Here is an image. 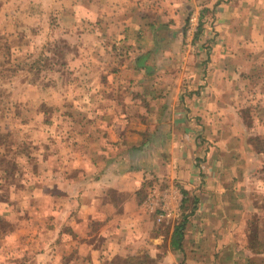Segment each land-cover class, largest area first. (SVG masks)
I'll return each instance as SVG.
<instances>
[{"label":"crops","instance_id":"obj_1","mask_svg":"<svg viewBox=\"0 0 264 264\" xmlns=\"http://www.w3.org/2000/svg\"><path fill=\"white\" fill-rule=\"evenodd\" d=\"M41 1V16L56 23L55 32L63 27L71 37L91 39V111L85 113L91 126L77 129L71 116L61 113L59 120L48 121L51 140L39 146L37 161L40 187L28 184L17 193L29 198L36 189L39 212L38 199L34 208L29 199L21 210L24 217L35 211L29 218L34 223H28L29 215L24 219L26 237H19L11 222L12 255L24 256L23 264H113L147 248L158 251L163 240L153 229L163 219L149 205L150 188L158 186L147 183L155 175L161 182L164 169L177 165L175 172L167 168V180L187 185L180 197L182 202L190 197L194 216L189 212L198 219L192 223L200 228L192 234L216 238L217 253L223 255V247L243 246L239 222L247 224L252 215L258 221L250 226L256 231L251 246L257 248L242 251L253 264H264V174L257 171L264 167L259 146L264 142V0ZM195 3L204 9L200 44L197 55L182 56L181 73L185 10ZM145 100L153 104L150 112ZM149 113L157 119L170 116L171 126L151 127L144 142L129 125ZM68 120L74 130L66 134L61 126ZM194 133L211 144L208 153ZM169 134L178 142L173 144ZM144 148L154 151L155 169L144 164ZM159 156H168L167 161ZM241 166L254 172L236 173ZM241 181L246 190H240ZM163 196L172 211L179 196ZM172 232L164 253L171 259L191 255L185 249L189 235L180 251L170 249Z\"/></svg>","mask_w":264,"mask_h":264},{"label":"rangeland","instance_id":"obj_2","mask_svg":"<svg viewBox=\"0 0 264 264\" xmlns=\"http://www.w3.org/2000/svg\"><path fill=\"white\" fill-rule=\"evenodd\" d=\"M44 4L41 0H0V223L3 221L16 223V227H18L17 233H19V237L21 238L26 237V233H28V230L23 227L27 223V221L24 222V219L29 215L27 218L28 223H34L29 218L34 215L35 211L39 212L40 202L38 201L40 198L37 197L39 195L36 191L38 186L35 183L36 189L32 190V197L29 198L21 194L12 196L13 192H10V189L18 185L16 179H20V177L17 176V173L22 176V173H28L35 167L37 173L38 168L40 169L39 162H37L41 156V147L39 146L42 145V142H50L49 140H51L49 132L46 130L47 127H50V124L43 123L44 120H51L54 123L55 120H59L58 115L61 113V115H70V120L74 122L77 129L81 127L87 130L91 126L88 118L85 116L87 111H91V39L71 37L67 35L69 33L65 32L66 30L63 27H61V30L55 32L56 23L50 19L46 21V18L41 16L44 15ZM197 10L202 15L204 9L198 3L192 4L188 12L187 9L185 10L187 16H184L185 28L181 43L182 54L178 64V70L181 73L183 72L182 66L184 65L182 56L197 55L198 44H200L198 31L200 32L201 22L199 21V26L193 39V49H189L186 46L188 18L191 13ZM30 16H36L38 21L29 22ZM130 72H125L127 77ZM108 76L112 77L113 75ZM178 104L181 106L180 102ZM143 105L149 112L153 107L151 101L147 102V100L143 102ZM245 117L244 119L248 121V118ZM137 118L129 126L133 130L136 127L137 131L141 132L144 142L148 141V133L151 127L158 125L167 126V123L171 126V117L167 115L165 118L157 119L152 116V113H149L148 117L144 116L142 119L139 116ZM70 120H68L69 124L66 123V125L61 126L64 129L62 131L66 134L74 130L73 128H68L73 127L70 124ZM186 124L188 123L186 122ZM79 134L84 135L80 132ZM169 135L173 144L178 142V140L172 138L171 134ZM84 136L86 137L87 135ZM194 137L199 139V144H205L202 145V150H207L208 153L210 151L208 150V146H211V144L207 146L206 143H203L205 140L201 141V136L197 135V133H194ZM250 139L252 140L253 138ZM261 140L264 141V139ZM166 142L168 143L169 141L166 140ZM263 143L259 145L260 148L264 147ZM137 144H140V142H137ZM143 151L146 153L144 164L147 165L148 170H152L154 167L151 164V159L155 156V153L146 148ZM261 152L264 154V148ZM43 153L45 156L46 152L44 151ZM48 153L51 154V152ZM167 154H169L170 158L171 153L167 152ZM168 156H165L163 159L159 156V158L162 162H166ZM205 157L206 155L203 156V159ZM28 159L29 162L26 165L25 162ZM15 160L19 162L21 168L17 166L13 170ZM161 165L160 163L159 168ZM176 167L177 165L173 167L167 166L164 169L165 176H163V179L165 181L162 180L157 183L159 179L155 175V179L150 178L147 183L148 187L158 186V190L150 188L149 196V205L153 202L150 206L154 207L155 210L157 209L158 214L161 213L164 205L169 206L165 201L167 198H164L163 194L166 196L178 195L179 201L175 203L176 207L171 212L172 216L170 218H163L158 223L160 224L159 227L156 226L153 229V232H157L159 238L163 240L160 244V249L153 251L147 248L143 251L141 250L136 255L139 256L138 258L141 259L142 264H253L247 258L245 259L246 253L242 251V248L244 250H248L249 247L253 249L257 248L251 246L253 241L251 237L253 234L256 235V231L250 228L256 219L248 214L246 218L247 224L243 223L245 220L239 222L240 230H238V236L240 241L243 242V246L240 249L238 246L223 247V249L225 248V253H228L227 257H223L225 253L223 255L217 253L216 238L210 235V239H207L205 235L204 238H201V235L192 234L199 233L200 228L198 223H192L195 217H193L194 214L190 210L193 207L190 197L183 202L180 197L183 194L182 189L187 187V185L182 184L176 178L170 177V180H167V168L169 172L171 170L175 172ZM252 168L241 166L236 173H246L247 176L254 172ZM194 170L196 174L204 175L203 170L199 168H195ZM257 171L264 174V167H260ZM39 178L36 180L37 183ZM240 183L242 185L245 184L244 186H240V190H246L247 182L241 181ZM154 191H157V194L153 193ZM29 199H32L33 208L35 199H38L34 213L33 210L29 209L27 211L28 214L26 212V217L19 215ZM240 201L245 200L241 199ZM46 204L43 203V205ZM189 211L193 216H191ZM239 217L243 219L244 215L239 214ZM260 218H263V215ZM183 220L185 221L184 238H187V235H189L187 238L188 242H186L188 246L185 249L191 255L182 253L171 259L164 253L163 244L170 236L171 230L176 225L182 223ZM196 220L198 221V219H194V223H196ZM211 233L214 234L215 231L213 230ZM247 241L249 246L244 245ZM190 245L192 248H189ZM231 250H234L233 259H231ZM13 252L14 246L11 244V240H9V234L0 227V264H23L24 256L18 253L17 255H12ZM14 256L17 259H13Z\"/></svg>","mask_w":264,"mask_h":264},{"label":"trees","instance_id":"obj_3","mask_svg":"<svg viewBox=\"0 0 264 264\" xmlns=\"http://www.w3.org/2000/svg\"><path fill=\"white\" fill-rule=\"evenodd\" d=\"M47 121V120H46ZM47 123H51V122H46ZM29 162V159L28 161L25 162V164L27 165V163ZM19 167L21 168V166L19 165V162L15 160V165H14V169L15 170V167ZM35 171V173H34ZM22 173V172H21ZM22 176H20L18 173H17V176L20 177V179H16V181L18 182V185H15L13 186V188L10 189V192H15V194L17 193H20L22 191H24L26 189V185L28 184H34L36 183V186H38L37 188L40 187V174L39 172L37 173V169L36 167L29 171L28 173H22L21 174ZM39 178L38 180V183H37V179ZM26 186V187H25ZM183 195H185V192L183 191ZM15 210V209H14ZM0 227H2L3 230L7 231V233L9 234L10 231L12 230V224L11 222L7 221H3L2 223H0ZM184 227H185V221L183 220L182 223L176 225L173 229V232H172V235H171V240H170V249L172 251H180L181 248H182V241H183V238H184ZM117 264H142L141 262V259L138 258V257H131L129 260H124V261H117Z\"/></svg>","mask_w":264,"mask_h":264},{"label":"built area","instance_id":"obj_4","mask_svg":"<svg viewBox=\"0 0 264 264\" xmlns=\"http://www.w3.org/2000/svg\"><path fill=\"white\" fill-rule=\"evenodd\" d=\"M200 16H201L200 11L197 10V11L191 13L189 18H188V28L186 30V38H187V40H186L187 45L186 46L189 49H193L192 48L193 39H194V36H195L197 29H198V26H199ZM171 212H172L171 209L167 205H164V207L162 208L161 213L159 215L160 220L163 218H170L172 216Z\"/></svg>","mask_w":264,"mask_h":264}]
</instances>
